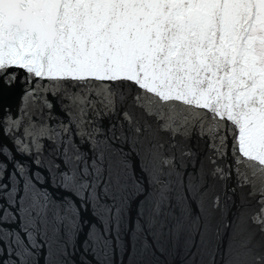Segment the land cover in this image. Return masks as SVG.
<instances>
[{
  "label": "snow or ice",
  "instance_id": "snow-or-ice-1",
  "mask_svg": "<svg viewBox=\"0 0 264 264\" xmlns=\"http://www.w3.org/2000/svg\"><path fill=\"white\" fill-rule=\"evenodd\" d=\"M181 238L264 264V0H0V264Z\"/></svg>",
  "mask_w": 264,
  "mask_h": 264
},
{
  "label": "water",
  "instance_id": "water-1",
  "mask_svg": "<svg viewBox=\"0 0 264 264\" xmlns=\"http://www.w3.org/2000/svg\"><path fill=\"white\" fill-rule=\"evenodd\" d=\"M21 89L17 87L14 92L11 93L10 97L7 99V102L11 104L13 113H16L17 107L20 105L21 100ZM239 199H237V206H239ZM235 209H233V212ZM124 235L122 239L125 242H131V233L129 231V226L125 224L124 226ZM198 242V241H197ZM166 247L168 248V253L164 256H160L161 264H185L184 259V247H183V238L179 241V246H177L176 241H168L165 239L163 241ZM190 259V258H189ZM124 264H128L127 257L124 258Z\"/></svg>",
  "mask_w": 264,
  "mask_h": 264
}]
</instances>
